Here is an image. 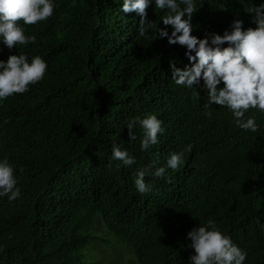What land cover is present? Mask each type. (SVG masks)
<instances>
[{
	"label": "trees",
	"instance_id": "trees-1",
	"mask_svg": "<svg viewBox=\"0 0 264 264\" xmlns=\"http://www.w3.org/2000/svg\"><path fill=\"white\" fill-rule=\"evenodd\" d=\"M55 2L53 16L23 25L35 43L9 49L0 42V59L22 52L48 62L42 81L0 101V158L15 166L22 196L0 198V264H100L94 246L114 248V240L123 243L119 254L132 255L126 264H189L187 233L208 218L247 251L245 264H264V113L249 109L260 125L251 132L227 108L205 109L199 85L196 99L171 80V60L189 63L185 48L158 38L156 28L140 36L139 21L121 14L122 0ZM252 2L261 0H197L193 34H223L237 18L254 27L244 11ZM215 6L222 9L208 20ZM165 14L150 5L156 27H165ZM151 113L166 132L141 151V130L131 141L126 124ZM114 143L136 163H110ZM189 143L182 166L190 164L189 173L146 176L152 191H136L137 168L161 166ZM168 183L171 200L187 201L161 203L155 213Z\"/></svg>",
	"mask_w": 264,
	"mask_h": 264
},
{
	"label": "clouds",
	"instance_id": "clouds-1",
	"mask_svg": "<svg viewBox=\"0 0 264 264\" xmlns=\"http://www.w3.org/2000/svg\"><path fill=\"white\" fill-rule=\"evenodd\" d=\"M165 10L166 14L160 20L165 27H156L149 19L150 5ZM55 0H0V42L9 49L18 45L27 46L35 43V34L26 35L23 25H35L53 16L56 8ZM197 0H122L120 11L123 16L139 21L138 34L148 37L150 31L156 28L157 37L167 38L169 44H179L185 48V56L189 63L180 67L171 60V80L175 85L186 87L193 91V96L199 99L201 94L197 85L206 94L204 108L210 109L213 103L225 107L231 113L234 124L245 131L257 132L260 125L255 116L248 114L249 109L264 113V0L259 4L247 3L245 12L251 13V22L255 26L244 27L243 19H234L230 29L223 34L211 31L203 37L193 34L192 18L198 10ZM221 7L210 9L209 19ZM20 21L23 24L19 23ZM171 26V30L169 27ZM226 45V46H225ZM48 70V62L40 55L29 59L25 53L11 54L7 60L0 59V101L16 93H25L30 85L42 81ZM209 118L211 111L205 113ZM131 141L138 139L137 127L142 135L139 137L140 150L145 151L159 142L160 135L166 132L164 121L157 114L136 117L127 122ZM193 145L189 143L180 151L171 152L166 162L156 166L137 168L134 174L136 191L144 194L152 191V185L146 181V176L166 178L168 169L182 170L183 174L191 171V165L182 168L185 152H190ZM111 161H118L116 167H131L136 163V156L127 148L113 144ZM19 178L16 168L7 156L0 158V198L7 197L16 201L21 196L18 186ZM169 183L164 195L152 208L155 213L163 212L162 204L184 203L187 199H170ZM260 223V221H257ZM264 228V224H261ZM190 243L187 245L193 251L188 257L189 264H245L247 251L235 244L231 237L217 226L213 218L206 223H200L188 233ZM116 256L119 254L115 253ZM114 259V257H111Z\"/></svg>",
	"mask_w": 264,
	"mask_h": 264
},
{
	"label": "rangeland",
	"instance_id": "rangeland-1",
	"mask_svg": "<svg viewBox=\"0 0 264 264\" xmlns=\"http://www.w3.org/2000/svg\"><path fill=\"white\" fill-rule=\"evenodd\" d=\"M103 227L102 225L98 226V231L102 230ZM114 242H116V247L111 248L109 245L102 243L100 244H96L94 246V249H98L100 251V253H96L94 255V258L98 260V263L100 264H126L128 262V257H132V255H130L127 252H125L124 254H119L118 251L119 250H123L124 248L123 243L117 242L114 240ZM95 243L92 242V244ZM115 253L119 254V256H116ZM111 257H114V259H112ZM135 264V263H134Z\"/></svg>",
	"mask_w": 264,
	"mask_h": 264
}]
</instances>
